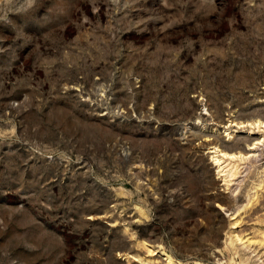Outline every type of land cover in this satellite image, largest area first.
Segmentation results:
<instances>
[{
  "label": "rangeland",
  "instance_id": "obj_1",
  "mask_svg": "<svg viewBox=\"0 0 264 264\" xmlns=\"http://www.w3.org/2000/svg\"><path fill=\"white\" fill-rule=\"evenodd\" d=\"M0 264H264V0H0Z\"/></svg>",
  "mask_w": 264,
  "mask_h": 264
},
{
  "label": "bare ground",
  "instance_id": "obj_2",
  "mask_svg": "<svg viewBox=\"0 0 264 264\" xmlns=\"http://www.w3.org/2000/svg\"><path fill=\"white\" fill-rule=\"evenodd\" d=\"M217 140V139H216ZM218 142H220V141H218ZM214 143V142H213ZM215 144V143H214ZM219 146V145H218Z\"/></svg>",
  "mask_w": 264,
  "mask_h": 264
}]
</instances>
